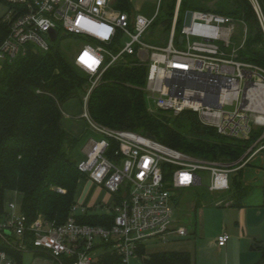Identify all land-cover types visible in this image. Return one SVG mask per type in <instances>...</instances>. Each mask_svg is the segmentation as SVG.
<instances>
[{
  "label": "built area",
  "instance_id": "obj_1",
  "mask_svg": "<svg viewBox=\"0 0 264 264\" xmlns=\"http://www.w3.org/2000/svg\"><path fill=\"white\" fill-rule=\"evenodd\" d=\"M247 1L264 40V12L258 0ZM179 2L166 46L156 47L144 43L142 37L153 25L159 6L148 18L121 12L116 0H0V7H9L2 21L8 24L9 31L0 42V69L29 50L48 52L60 33L75 37L82 46L72 63L97 84L108 68L125 58L136 59L147 68L144 92L150 112L178 116L190 111L202 125L240 141L249 140L252 131L261 130L253 144L260 145L251 154L254 156L264 150V69L238 59L234 51L228 52L234 32L229 17L192 11L190 24L184 26L182 20L177 35ZM51 30L56 32L55 42L51 41ZM139 49L148 52L144 64L137 59ZM85 52L99 61L95 71L80 62ZM95 86L87 90L81 117L100 136L89 139L84 160L78 162L77 169L113 195V203L100 214L112 223H80L78 217L88 212L77 204L61 225L40 219L27 225L22 214L3 212L0 240L20 255H38L50 264H96L98 256L106 252L117 256L121 264H143L139 247L150 241L167 243L171 235H187L184 227L174 223L179 191L202 186L199 172L209 176L208 192L228 191L230 174L249 160L245 154L234 163L206 162L171 149L155 138L99 128L89 122L86 113L87 98ZM229 239L228 234L222 233L216 244L224 247ZM0 264L17 263L10 254L0 251Z\"/></svg>",
  "mask_w": 264,
  "mask_h": 264
},
{
  "label": "trees",
  "instance_id": "obj_2",
  "mask_svg": "<svg viewBox=\"0 0 264 264\" xmlns=\"http://www.w3.org/2000/svg\"><path fill=\"white\" fill-rule=\"evenodd\" d=\"M211 2L215 3V8L209 10L205 4ZM258 2L264 12V0ZM160 3L152 26L162 13L160 24L165 32H169L177 0H161ZM116 8L128 15L134 11L130 0H116ZM186 11L209 12L241 20L248 29V38L245 50L238 53V59L264 69V40L247 0H180L175 28L177 35ZM8 31V24L0 21V42ZM146 74V66L131 57L108 68L87 98L89 122L107 130L150 135L171 149L211 163L237 162L260 137L261 130L252 131L247 141L221 136L215 129L202 125L197 115L190 111L174 117L150 112L144 92ZM87 89L86 74L55 46L46 53L29 50L23 57L2 65L0 215L4 194L12 191L22 195L20 213L27 225L37 219L61 225L68 219L76 204L77 185L86 177L78 171V160L74 158L80 140L64 128L62 106L70 100L82 99ZM85 123L89 128V123ZM112 147L116 148L115 144ZM229 183L234 200L232 207H239L249 192L243 185L241 169L231 175ZM78 221L95 226L112 223L110 218L90 213L79 216ZM8 239L13 241L12 237ZM28 240L26 244L30 248ZM0 251L10 254L21 264V255L1 240ZM144 253L145 247H139V256ZM96 264L121 262L114 254L104 252L98 256ZM143 264H191V257L184 252L152 253Z\"/></svg>",
  "mask_w": 264,
  "mask_h": 264
},
{
  "label": "rangeland",
  "instance_id": "obj_3",
  "mask_svg": "<svg viewBox=\"0 0 264 264\" xmlns=\"http://www.w3.org/2000/svg\"><path fill=\"white\" fill-rule=\"evenodd\" d=\"M160 1L161 0H130L131 6L134 10L132 14L139 13L149 18L156 12L158 6L160 8ZM205 6L209 10H212L215 8V3H207L205 4ZM8 9V5H1L0 21H3V17L7 13ZM161 15L162 13H160V16ZM160 16L158 20H156V24H154V26H152L142 37V41L144 43L156 47L166 46L168 42V32H165L163 30L160 24ZM231 20L234 27V32L229 41L227 50L229 53H232V51H234L238 55V53H241L245 50L246 40L248 38V29L241 20L234 18H231ZM53 46L58 47L68 59L72 60L75 53L81 48L82 43L75 37H65L62 35V33H60L56 42L51 44V47ZM86 77L88 89L93 85H97V82L94 79L90 78L87 75ZM85 95L81 96L82 99L80 98L70 100L62 106V124L64 128L74 134L80 140L74 150V158H77L78 162L84 160L83 154L88 145L89 139H97L100 136L95 128L90 125L88 128L85 123L86 119L84 121L81 118L84 111L82 102H84L83 100L85 98ZM166 115L168 116L170 114ZM171 116L174 117L173 115ZM259 146L260 145L253 146L252 144L245 151L243 156L246 154L245 157L249 158ZM260 152L261 155L259 156L263 157L262 154H264V151ZM251 170L252 176L251 174L247 175V179H245V177V181H243L245 183L247 182L251 184H259L261 182V176H258L256 174L255 168H251ZM233 173L230 174V177L231 175L233 176ZM199 174L203 179L202 186L181 192L179 191L176 195L177 201L174 210V223L176 226L184 227L187 230V236L184 238H178L176 241L169 242L168 244H163L160 241H157L158 243H156L155 241H150L147 243V246H156V248H160L165 245H172L174 247H177L180 244H183L186 246H190L191 264H211L210 261L215 259L217 260L218 258H220V255L218 254L216 249L208 247L206 243L221 231L227 219V209L224 208V206H218L217 200L222 197L221 200L225 201L230 199L232 195L230 192L231 190L229 192H208L206 187L209 184V176L205 172H199ZM244 175L245 172L242 171V178ZM111 202L113 203L112 194L104 190L101 186L95 185L87 178L80 179L75 193V203L77 205L87 209V212L90 214L99 215L104 213V208L110 205ZM201 226H203L204 229V236L202 238L199 236V230L201 229ZM193 233H195V235H193ZM23 256L24 261H28L27 264H29L30 255L24 254ZM24 261L23 264H25ZM36 262L40 261L36 260Z\"/></svg>",
  "mask_w": 264,
  "mask_h": 264
},
{
  "label": "crops",
  "instance_id": "obj_4",
  "mask_svg": "<svg viewBox=\"0 0 264 264\" xmlns=\"http://www.w3.org/2000/svg\"><path fill=\"white\" fill-rule=\"evenodd\" d=\"M260 153L250 156L249 160L241 168L245 172L242 182L249 189V192L241 201L240 206L232 207L234 203L232 198L224 201L220 197L217 200L218 206H224L227 209V219L221 231L206 243L208 247L216 249L220 255V258L217 260L210 261L211 264H261L264 261V154H262L263 157H260ZM251 168H255L256 174L261 176L259 184L244 182L247 179V175L251 174L252 176ZM21 199L22 195L20 193L6 191L4 194L3 212L6 214L11 212L13 215L21 214ZM203 233L204 229L201 226L199 230L201 238L204 236ZM222 233L228 234L230 239L224 247H218L216 238ZM178 238L181 237L171 235L168 242L163 244L176 241ZM155 242L158 243L157 241ZM159 252H184L190 255L191 250L190 246L183 244L177 247L165 245L160 248L145 246L144 260L147 259L149 254ZM29 255V264H50L44 257ZM36 260H39L41 263L36 262ZM23 261L24 256L21 255V264H23ZM24 262L27 264L28 261Z\"/></svg>",
  "mask_w": 264,
  "mask_h": 264
},
{
  "label": "water",
  "instance_id": "obj_5",
  "mask_svg": "<svg viewBox=\"0 0 264 264\" xmlns=\"http://www.w3.org/2000/svg\"><path fill=\"white\" fill-rule=\"evenodd\" d=\"M180 1V0H179ZM191 16H192V11H186L184 14V18H183V25L184 26H188L190 24V20H191ZM49 35L51 38L52 42H55V38H56V32L51 30L49 31ZM179 43L182 41V37L178 38ZM137 59L141 62V63H146L147 59H148V52L145 49H139L137 52ZM148 138L154 139V137L147 135Z\"/></svg>",
  "mask_w": 264,
  "mask_h": 264
},
{
  "label": "clouds",
  "instance_id": "obj_6",
  "mask_svg": "<svg viewBox=\"0 0 264 264\" xmlns=\"http://www.w3.org/2000/svg\"><path fill=\"white\" fill-rule=\"evenodd\" d=\"M80 62L87 66L88 69L95 71L99 65V61L93 59L87 52H85L80 58Z\"/></svg>",
  "mask_w": 264,
  "mask_h": 264
}]
</instances>
